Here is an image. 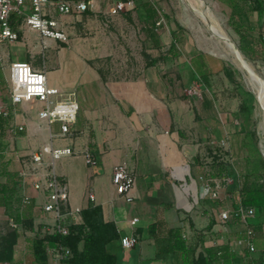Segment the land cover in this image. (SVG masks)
Returning a JSON list of instances; mask_svg holds the SVG:
<instances>
[{
    "label": "crops",
    "instance_id": "1",
    "mask_svg": "<svg viewBox=\"0 0 264 264\" xmlns=\"http://www.w3.org/2000/svg\"><path fill=\"white\" fill-rule=\"evenodd\" d=\"M81 1L90 2L93 8L81 14L56 15L68 35L67 42L43 39L27 28L17 13L11 16V26L18 39L0 41V105L11 113L8 118L0 117V235L15 221L13 226L21 230L17 240L25 233L29 245L21 258L20 251L14 249L13 261L0 264H27L29 257L39 264L33 241L42 238L43 230L55 221L43 210L46 197L34 190L32 176L21 173H31L32 154L49 149L51 144L74 150V155L55 162L56 173L68 182L72 207L101 206L104 221L115 222L123 236L135 232L140 245L150 239H143L138 230L155 222L159 208L165 207L164 216L189 221L205 247L228 246L235 255L250 256L245 243L247 225L241 222L244 230L232 231L230 222L221 220L225 209H217L220 202L202 190V166L192 138L179 126L180 106H170L158 81H119L102 73L98 63L114 51V34L106 23L119 16L106 14L121 0ZM29 6L27 0L26 12ZM16 62L44 71L50 86L59 88L63 97L76 99L78 115L72 138H51L60 132V125L40 121L41 103L11 102L9 81L11 65ZM86 149L96 165L86 163ZM121 163L128 164L136 175L132 203L118 195L112 181L114 167ZM135 218L139 222L132 226ZM225 223L231 233H219ZM249 226L255 233L254 252L259 259L264 252V211L251 218ZM233 233L237 240L229 242ZM212 237L218 238L216 245Z\"/></svg>",
    "mask_w": 264,
    "mask_h": 264
},
{
    "label": "rangeland",
    "instance_id": "2",
    "mask_svg": "<svg viewBox=\"0 0 264 264\" xmlns=\"http://www.w3.org/2000/svg\"><path fill=\"white\" fill-rule=\"evenodd\" d=\"M149 1L158 10L157 19L144 21L134 8L106 23L114 34V51L98 63L102 73L108 79L137 81L145 78L162 85L170 106H180L179 126L185 136L193 140L202 176L211 173L218 180L228 177L232 184L234 178L220 175L214 169V163L220 162L231 166L240 185L252 172L257 178L255 182L264 185V107L258 96L261 86L264 90V13L261 14L254 3L245 6L246 11L237 22L249 30L245 29L248 35L242 40L231 20V8L220 0ZM149 29H153L154 34ZM174 32L179 37L178 56L170 54ZM155 59L157 63L148 66ZM200 60L206 69V77L201 82L192 78L191 67ZM227 71L234 73L232 79ZM244 104L249 111L241 110ZM230 188L225 187L220 199L215 200L220 202L217 209H235L236 197ZM164 211L165 207L158 210L157 234L148 239L145 232L143 239L148 240L141 245L129 249H119L117 243L110 245L109 249L118 254L120 264H177L173 255H160L167 249L171 228L181 229L187 242L196 246L197 253L203 250L199 231L185 218L175 215L167 218ZM228 222L232 231L244 230L235 217ZM13 225L0 235V251L8 238L20 235L21 230ZM223 225L219 233L232 232L227 223ZM24 234L14 246L20 251L19 258L29 248ZM230 236L229 242L237 240L235 233ZM211 241L216 245L218 238L212 237ZM250 254L244 257L237 253L235 264H257L254 263L258 261L257 252ZM26 261L35 264L32 257Z\"/></svg>",
    "mask_w": 264,
    "mask_h": 264
},
{
    "label": "built area",
    "instance_id": "3",
    "mask_svg": "<svg viewBox=\"0 0 264 264\" xmlns=\"http://www.w3.org/2000/svg\"><path fill=\"white\" fill-rule=\"evenodd\" d=\"M29 11H27V0H0V41H16L18 33L11 26V16L17 13L23 16V24L34 31H37L43 39H55L63 42L68 41L67 33L60 28L56 15L81 14L93 8L87 1L81 0H28ZM135 6L134 0L119 1L110 10L111 15H119L127 8ZM159 24V23H158ZM264 40V36H263ZM10 95L14 105L24 103H41L43 107L38 112L40 121L48 125L59 124L60 132L52 134L51 138L70 139L73 137L72 125L76 123L78 115V104L75 98L63 97L62 91L57 87H52L47 82L44 71L33 69L24 62H16L11 65L10 74ZM10 110L0 105V117H10ZM20 130L23 127H19ZM74 155L71 147H53L32 154L31 169L28 173L23 171L25 177L32 176L33 188L36 192L43 193L46 197L42 205L46 213L53 216L54 224L46 227L42 232V238L51 235L68 236L73 227L84 225L83 209L72 207L70 203V190L68 182L59 176L55 171V162L63 157ZM86 163L94 166L97 161L93 154L86 149L83 152ZM202 190L211 199H220L221 192L225 187H230V179L223 177L218 180L211 176H201ZM116 192L127 203L134 201L133 191L136 186V175L134 170L126 163L118 164L114 167L112 178ZM94 200V196H90ZM28 197L24 202H28ZM257 214L254 208H246L242 205L236 209L224 210L221 213V220L229 221L234 216H239L241 222L247 225L246 247L252 252L255 251L254 230L249 226L251 218ZM139 222L138 218L131 221L135 226ZM14 226H16L14 224ZM184 238L187 236L182 234ZM140 241V237L135 232L121 238L123 249L135 248ZM47 253V264H68L72 258L71 249L57 242L52 245L48 240L45 242ZM18 264H26L21 261Z\"/></svg>",
    "mask_w": 264,
    "mask_h": 264
},
{
    "label": "trees",
    "instance_id": "4",
    "mask_svg": "<svg viewBox=\"0 0 264 264\" xmlns=\"http://www.w3.org/2000/svg\"><path fill=\"white\" fill-rule=\"evenodd\" d=\"M128 1V0H121ZM136 10L141 19L144 21H152L157 19L158 10L153 6L149 0H134ZM222 3L229 6L232 10L231 20L234 21L235 29L242 40H246L248 33L245 31V27L239 25L237 22L239 18L245 13V6L248 3H254L261 14L264 13V0H220ZM129 9V7L127 8ZM183 29L180 28V31ZM248 30V29H246ZM251 30V29H250ZM151 34L153 29H149ZM249 31V30H248ZM174 43L171 47L170 54L178 56L179 52L176 49L178 42V34L173 33ZM264 43V40H263ZM202 57V55H200ZM157 63L156 59L148 63V66H154ZM193 68L192 78L202 81L206 77V69L203 62L196 61L195 65H191ZM234 73L227 71V75L230 79L233 78ZM241 110L249 111V108L244 104ZM214 169L221 175L231 176L233 183L231 185V191L234 192L236 200L234 201L235 209L240 205L246 208H254L257 213L264 211V185L255 182V173H248L244 177L243 185H240L239 179L235 176L234 170L231 166L225 163H214ZM264 165V162H263ZM208 176L214 177L215 174L209 173ZM254 179V181H253ZM238 219L239 216H234ZM84 225L73 227L71 233L68 236L51 235L44 238L35 239L33 241V252L36 261L39 264H47L48 257L45 251V242L48 240L52 245L57 242L68 246L72 251V258L68 261V264H120L119 256L116 252L111 251L110 245L117 243L119 249H123L121 245V238L123 236L122 231L115 222H105L103 217V210L101 206H91L83 210ZM147 234L151 237L158 232V221L151 223L147 229L140 228L138 233L143 237ZM10 239H7L6 245L0 251V263L13 261L14 246L17 240V235H13ZM199 240L203 245V250L199 253L196 252V246L190 245L183 237L181 229L171 228L169 230V238L167 249L160 255H173L177 264H235L236 256L233 254L228 246H216L205 247L202 236H199ZM248 256V255H244ZM249 257V256H248ZM257 264H264V252L261 253L258 261H254ZM146 264V263H145Z\"/></svg>",
    "mask_w": 264,
    "mask_h": 264
},
{
    "label": "bare ground",
    "instance_id": "5",
    "mask_svg": "<svg viewBox=\"0 0 264 264\" xmlns=\"http://www.w3.org/2000/svg\"><path fill=\"white\" fill-rule=\"evenodd\" d=\"M228 44L230 45V46H232V43L228 40ZM245 68H247L249 71H250V69L248 68V66H246ZM248 71V72H249ZM251 72V74H252V71H250ZM253 75V74H252ZM262 87V86H261ZM259 88L258 89V96H259V99H260V101H261V104H262V106L264 107V90H263V88ZM257 98V97H256Z\"/></svg>",
    "mask_w": 264,
    "mask_h": 264
}]
</instances>
